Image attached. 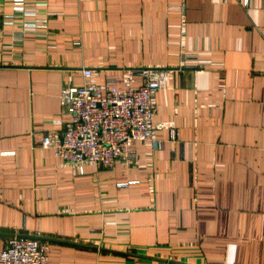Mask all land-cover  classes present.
Wrapping results in <instances>:
<instances>
[{
  "label": "crops",
  "instance_id": "0c3cea01",
  "mask_svg": "<svg viewBox=\"0 0 264 264\" xmlns=\"http://www.w3.org/2000/svg\"><path fill=\"white\" fill-rule=\"evenodd\" d=\"M27 1L23 17L0 0V251L20 236L50 264H264V0ZM84 69L163 85L153 141L80 174L41 143Z\"/></svg>",
  "mask_w": 264,
  "mask_h": 264
},
{
  "label": "built area",
  "instance_id": "2783aa9c",
  "mask_svg": "<svg viewBox=\"0 0 264 264\" xmlns=\"http://www.w3.org/2000/svg\"><path fill=\"white\" fill-rule=\"evenodd\" d=\"M24 7L23 17L33 15L27 0H13ZM243 5L249 7L250 0ZM22 32H12L22 43L27 32H35L26 24ZM189 58L181 54V68L189 66ZM80 86L62 88L59 103L68 118L60 140L48 136L42 139L44 149H53L65 164L83 173L85 164L111 169L117 162H129L134 157L136 143L153 141L155 128V98L163 85L157 70L126 71L107 77L103 84L95 79L94 71L82 70ZM49 243L40 239L14 236L0 251V264H50Z\"/></svg>",
  "mask_w": 264,
  "mask_h": 264
},
{
  "label": "water",
  "instance_id": "95a60500",
  "mask_svg": "<svg viewBox=\"0 0 264 264\" xmlns=\"http://www.w3.org/2000/svg\"><path fill=\"white\" fill-rule=\"evenodd\" d=\"M34 239H38V238H34Z\"/></svg>",
  "mask_w": 264,
  "mask_h": 264
}]
</instances>
